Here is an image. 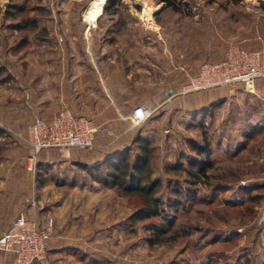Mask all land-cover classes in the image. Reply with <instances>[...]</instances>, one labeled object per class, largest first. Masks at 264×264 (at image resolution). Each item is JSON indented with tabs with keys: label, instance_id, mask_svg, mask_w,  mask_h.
<instances>
[{
	"label": "crops",
	"instance_id": "0c3cea01",
	"mask_svg": "<svg viewBox=\"0 0 264 264\" xmlns=\"http://www.w3.org/2000/svg\"><path fill=\"white\" fill-rule=\"evenodd\" d=\"M130 2L134 0H121L118 5L129 6ZM159 2L164 5L163 1ZM112 13L108 10L97 21L96 28L88 27L82 14H50L40 18L39 26L45 29L47 36L38 40L37 46H31L23 56L21 68L25 74H22V80L5 83L0 90L2 96L11 100L12 110L17 113L18 120L6 124L22 134L32 118L49 121L62 108L91 120L104 130L95 136L100 147H72L66 151L67 155H62L59 148L43 149L37 153L34 176L25 173L23 163L17 159L13 160L17 162V168L0 177V235L20 212L41 225L48 214L54 215L55 231L47 243L46 259L34 264H81L87 259L82 246H87L90 240L87 231L92 229L88 212L94 203L99 208L107 196L116 195L113 190L89 181L81 166L100 163L122 151L137 135L155 145L159 164L171 163L178 149L185 144L184 140L174 144L168 128L158 130L155 127L163 114L153 116V123L147 119L133 126L131 111L135 106L146 110L150 102H161L152 108V114L162 105L167 107L173 96L171 93L168 97L166 93L171 91L160 89V86L185 85L203 62H216L222 58L220 46L208 48L206 52L182 45V51L175 52L173 46L168 48L157 44L156 40L150 41L149 37H157L154 30L152 27L145 29L132 19L131 11L128 16ZM149 18L151 20V15ZM35 50L37 62L31 60ZM219 91L214 89L211 95L203 96V102L198 103L200 112L197 115L191 112L193 114L186 121L188 130L195 125V117L202 122L201 115L211 109L210 103L221 100V95L216 94ZM177 94L182 101L189 102L187 94ZM253 94V102L258 98L263 105L264 75L255 79ZM184 102L182 107L189 109ZM221 105L214 104L211 115H217ZM185 112L182 110L181 113ZM263 114L264 111L258 121L260 126ZM204 130L206 133L207 129ZM215 130L218 135L222 131L220 126H215ZM107 131L120 137L109 144L111 136ZM230 132L237 134L233 130ZM218 143L214 150L211 147L212 157L216 154V159L221 158L224 151L231 154L237 148V143L231 145L233 149L222 141ZM165 150L170 153L160 155ZM161 167L159 165L158 172ZM217 193L220 195L221 192ZM30 199L36 204L30 206ZM0 264H15L13 254L0 251Z\"/></svg>",
	"mask_w": 264,
	"mask_h": 264
},
{
	"label": "rangeland",
	"instance_id": "374dc122",
	"mask_svg": "<svg viewBox=\"0 0 264 264\" xmlns=\"http://www.w3.org/2000/svg\"><path fill=\"white\" fill-rule=\"evenodd\" d=\"M103 1L102 16L108 10L112 12L113 9L115 12L112 14L122 16L125 14L128 16L131 11L134 15L132 19L140 22L145 29L152 27L154 30L157 37L154 39L149 37L150 41L156 40L157 44L168 48L173 46L175 52H181L182 45L192 46L198 51L202 49L206 52H208V48L220 46L223 58L226 49L230 45H236L249 51L259 52L261 66L264 67V0H177L175 8H166L158 0H134V4L130 2L129 6L116 5V7L107 8V0ZM91 2L93 0H41L48 13L58 15L64 13L83 15ZM35 3L36 1L33 0L29 2L28 6L31 7ZM7 4L8 0H0L2 11ZM155 13L156 15L153 16ZM29 14L36 15L35 12ZM150 15L151 20H149ZM46 16L48 15L46 14ZM42 18L44 16H41ZM9 23L10 21L6 18L0 19V64L8 68L11 75L10 81H21L22 74H25L21 68L23 56L31 46H37V41L31 40L24 53H13L11 49L17 36L6 27ZM31 60L37 62L36 50ZM204 63L212 62L207 61L202 64ZM4 84H0V90ZM161 88L171 91L173 96L171 104L168 103L167 107L160 106L152 114V108L160 105L161 102L147 103L149 108L146 111L150 113L148 120L153 123V116L158 117L160 113L163 114L162 120L156 126L153 125L158 130L168 128L173 134L174 144L184 140L185 144L181 146L182 150L188 152L187 140L192 139L200 142L204 138L213 150L219 145L218 141H222L225 146L230 145L231 147L237 143L236 147H241L237 154L224 151L221 158L216 159V154H214V158L212 157L214 167L211 172L216 176L220 174L225 176L223 181L227 185V189L220 195L219 193L213 195V204L210 207L201 204L192 206L194 209H204L203 214L194 212L192 220L201 227V231L195 232V237H193V241L195 239L198 246L192 245L193 242L187 238L174 243L149 246L147 243L148 232L146 231L148 223L126 226L125 221L132 211L131 206L134 199L127 200L116 193V197L110 194L104 199L101 207H96L97 204L94 203L88 212L92 229L87 231L89 233L87 236L90 239L87 241V246H82V252L84 251V256L87 259L81 261V264H264V221L262 220L264 190L260 202L251 204V212L245 211L246 205L249 204L244 198L245 196L241 198L245 203H239L237 206L225 201L239 199L240 196L234 193V183L236 182L240 184L245 182L264 183V125L261 127L258 124L264 111V104L260 105L258 98H256L257 102H253L251 95L254 94L245 91L239 84L186 93H182L184 85L180 87L160 86ZM214 89L216 91L221 89L216 93L221 95V100H216L208 106L213 110L214 104L217 106L223 104L221 110L214 116L211 115V109L204 112V115H201L203 123L195 117L193 119L195 125L188 130L186 121L191 117V114L197 115L200 112L198 103H202L203 96L211 95ZM177 93L187 94L189 102L182 101ZM196 94H199L200 97ZM10 101L0 94V129L4 131L3 134H0V177L3 173L9 174L10 169L17 168V162H13L17 159L23 163L24 172L29 176H34L36 162L32 170L28 169L29 156L32 151L29 152L27 144L17 136L25 134L6 124L8 121L18 120L17 113L12 110ZM183 102L190 106L189 109L182 107ZM165 109L168 110V114ZM182 110L186 112L183 114ZM18 114L20 115V112ZM215 126H220L221 135L214 132L216 131ZM204 129H207L206 133ZM231 130L236 131L237 134L231 133ZM251 130L254 132L252 136L249 139L243 138V135ZM183 137L186 138L183 139ZM187 137L189 138L187 139ZM66 151L60 149L62 155H67ZM168 153L170 151L165 150L160 155L167 156ZM157 156L153 161L154 175L161 174L158 172L159 165L160 167L165 165L159 164L160 160ZM28 204L33 206L36 201L30 199ZM221 207L226 208L227 211L222 210ZM240 210H243L244 213ZM48 219L53 221L54 230L51 237L53 238L54 215L48 214L45 221ZM181 221H185V218H181Z\"/></svg>",
	"mask_w": 264,
	"mask_h": 264
},
{
	"label": "trees",
	"instance_id": "16d2710c",
	"mask_svg": "<svg viewBox=\"0 0 264 264\" xmlns=\"http://www.w3.org/2000/svg\"><path fill=\"white\" fill-rule=\"evenodd\" d=\"M31 1L33 0H8L4 11L0 6V19L9 20L6 27L17 36L11 49L13 53H24L31 40H43L47 36L45 29L39 26V19L50 13L41 0H35L36 3L29 7ZM158 1H163L166 8H175L177 0ZM120 3L121 0H107V8L116 7ZM30 12H35L36 15H30ZM10 79L8 68L0 64V84L8 83ZM3 133V129H0V134ZM253 133L251 130L243 138L249 139ZM186 146L188 152L178 150L173 162L164 165L159 175H154L153 172L156 147L140 135L122 151L111 154L100 163L82 165L81 168L89 181L111 189L127 200L134 199L132 211L125 221L126 226L148 223L146 231L149 246L174 243L183 238L198 246L193 237L195 232L201 231V227L192 220L194 212L203 214L204 209H194L192 206L201 204L210 207L213 195L224 192L227 185L223 181L224 175L216 176L211 172L214 167L212 148L205 138L200 142L189 139ZM240 148H236L233 153L237 154ZM234 184V193L240 197L225 200L226 203L236 206L244 204L241 198L245 196L249 203L245 211L251 212V204H257L262 199L264 183ZM221 209L227 211L226 208ZM240 212L244 213L243 210ZM181 218H185V221H181Z\"/></svg>",
	"mask_w": 264,
	"mask_h": 264
},
{
	"label": "built area",
	"instance_id": "2783aa9c",
	"mask_svg": "<svg viewBox=\"0 0 264 264\" xmlns=\"http://www.w3.org/2000/svg\"><path fill=\"white\" fill-rule=\"evenodd\" d=\"M88 8L83 14V20L88 27L94 28L98 18L103 14L104 2L99 16L94 18V24L90 23L87 17ZM259 56V52L230 45L221 60L202 64L196 74L188 79L182 93L233 84H239L245 91L253 93L255 79L264 75V67L261 66ZM149 115L150 113L143 107H133L130 115L132 125L136 126L145 122ZM261 124L264 125V114ZM25 130L24 136H17L32 151L29 156V170L34 167L35 156L43 149L68 150L72 147L85 149L100 147L95 136L104 131L91 120L74 115L65 108L60 109L49 121L38 117L33 118ZM107 133L111 136L109 144L120 137L119 134L114 135L108 131ZM53 230L52 219H48L41 225L26 218L25 214L20 212L7 230L0 235V251L12 253L15 264L41 263L45 259L47 243L52 237Z\"/></svg>",
	"mask_w": 264,
	"mask_h": 264
},
{
	"label": "bare ground",
	"instance_id": "6f19581e",
	"mask_svg": "<svg viewBox=\"0 0 264 264\" xmlns=\"http://www.w3.org/2000/svg\"><path fill=\"white\" fill-rule=\"evenodd\" d=\"M103 2V0H93V2L90 3V6L87 11V17L90 19V23H95L94 18L99 16Z\"/></svg>",
	"mask_w": 264,
	"mask_h": 264
},
{
	"label": "water",
	"instance_id": "95a60500",
	"mask_svg": "<svg viewBox=\"0 0 264 264\" xmlns=\"http://www.w3.org/2000/svg\"><path fill=\"white\" fill-rule=\"evenodd\" d=\"M170 94H171V92H169V91L166 93V95H167L168 97L170 96ZM262 220L264 221V211H263V214H262Z\"/></svg>",
	"mask_w": 264,
	"mask_h": 264
}]
</instances>
